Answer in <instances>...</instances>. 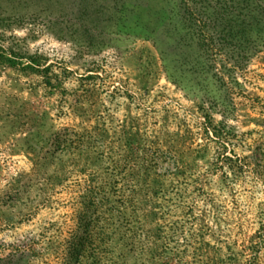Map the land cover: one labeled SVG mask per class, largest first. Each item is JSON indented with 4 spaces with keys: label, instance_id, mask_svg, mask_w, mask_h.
Segmentation results:
<instances>
[{
    "label": "rangeland",
    "instance_id": "rangeland-1",
    "mask_svg": "<svg viewBox=\"0 0 264 264\" xmlns=\"http://www.w3.org/2000/svg\"><path fill=\"white\" fill-rule=\"evenodd\" d=\"M86 243L264 264V0H0V264Z\"/></svg>",
    "mask_w": 264,
    "mask_h": 264
},
{
    "label": "trees",
    "instance_id": "trees-1",
    "mask_svg": "<svg viewBox=\"0 0 264 264\" xmlns=\"http://www.w3.org/2000/svg\"><path fill=\"white\" fill-rule=\"evenodd\" d=\"M87 247L88 246H87V243H86V245L83 246V250L81 252L80 258L82 257V258L87 259L90 256L93 259V261H94L93 264H98V262H100V261H98V257L97 256L93 257L94 255H89V256L85 255V253L87 252V250H86Z\"/></svg>",
    "mask_w": 264,
    "mask_h": 264
}]
</instances>
